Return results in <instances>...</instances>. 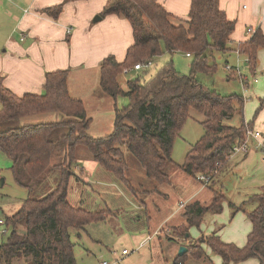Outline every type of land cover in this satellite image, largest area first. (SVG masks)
<instances>
[{
  "label": "trees",
  "instance_id": "trees-1",
  "mask_svg": "<svg viewBox=\"0 0 264 264\" xmlns=\"http://www.w3.org/2000/svg\"><path fill=\"white\" fill-rule=\"evenodd\" d=\"M218 2L190 0L188 16L183 19L169 13L156 0H107L101 15L126 18L132 28L133 43L122 61L110 54L99 67L102 93L113 101L119 95L128 98V103L121 107L114 103L112 130L103 136L88 134L90 118L84 101L68 91V70L47 72L44 93L22 96L6 88L0 75V151L12 162L15 183L29 192L20 207L4 218L11 231L6 241L0 243V264H77L71 230H83L112 213L111 209L88 210L69 202L67 193L75 175L72 169L77 146L86 147L94 161L137 197L140 190L127 176L125 151L129 152L144 175L156 182L154 189H147L151 194L159 185L170 183L166 167L173 164V139L191 109L205 116L201 122L203 135L190 146L178 168L208 187L212 197L208 202L192 198L182 203L179 221L165 227L164 234L178 242L177 237L185 239L188 229L198 226L205 213L221 211L225 196L214 184L233 146L244 138L245 121L238 126L224 123L234 113L243 112L242 96L221 94L195 78L199 72H215V54L231 51L229 42L235 22L227 18ZM62 6L63 2L43 11L55 17ZM260 48L264 49V34L258 28L237 46L252 67ZM164 51L189 53V73H180L172 61H167L149 78L143 79V73L137 70L121 84L123 69L139 62H151ZM244 83L247 85L245 80ZM50 112H59L65 118L37 123L23 121ZM48 172L58 174L55 187L42 197H32L30 193ZM246 203L250 205L246 215L251 230L243 247L225 243L215 233L195 240H190L188 234L185 240L190 241L184 245L187 250L177 255L173 264H181L187 256L207 259L208 264H213L205 254L203 243L220 255L222 264L248 258L264 264V184ZM229 206L233 214L243 209L242 205L233 203Z\"/></svg>",
  "mask_w": 264,
  "mask_h": 264
},
{
  "label": "rangeland",
  "instance_id": "rangeland-1",
  "mask_svg": "<svg viewBox=\"0 0 264 264\" xmlns=\"http://www.w3.org/2000/svg\"><path fill=\"white\" fill-rule=\"evenodd\" d=\"M214 60L217 64L215 72L212 74L199 72L195 75V78L221 94L234 93L242 96L243 112L241 114L234 113L230 119L224 120V123L238 126L242 121H252L259 97L261 98L264 95V49H258L254 67L247 61V56L243 53H240L239 56L234 53L229 56L215 54ZM167 61H172L173 66L180 73H189L190 57L186 56V53L182 51L174 53L164 51L154 58L147 68L141 69L142 78H149ZM225 64L233 67L238 66V68L229 71L225 69ZM136 71L134 70L127 75L122 74L121 84L134 76ZM239 73L247 85L240 81ZM75 75H78L77 78H84L82 83V86H85L83 87L84 92L86 95L91 94L89 86L92 89L95 79L94 71L91 73L85 71L80 75L78 73L73 74L71 76V82L73 83ZM254 79L257 81L254 82ZM103 97L105 99L101 101ZM87 99V113L89 116L92 113L95 114L93 121L89 117L91 124L89 123L87 129L88 134L93 137L103 136L112 130L114 103L118 107L128 103V98L123 95H119L113 101L111 97L102 93L97 82L93 94ZM62 118L65 117L61 113L50 112L34 115L23 121L37 123ZM204 119L205 116L202 113L194 109L189 111V116L173 139L171 149L173 164L166 167L170 183L157 185V190L151 194L145 192L147 189L154 187L156 182L148 179L136 159L125 151L127 176L132 184L139 188L138 198L119 181L107 180L108 176L110 177L112 174L104 168L99 167L102 173H92L88 164H96V162L92 159L86 147L77 146L75 165L78 171L83 169L85 171L82 175L78 171L75 172L76 169H72L75 175L68 188L67 198L69 202L88 210H112V213L103 221L90 223L85 226L84 230H71L77 264H100L102 260L109 261L116 257H120L123 264L174 263L181 245L180 242L178 243L172 238L168 239L163 229L179 221L180 211L182 210L180 203H185L184 199L193 198L200 201H209L212 197V192L208 187L189 177L178 168V165L184 162L190 146L203 135L201 122ZM107 128L109 130H106ZM252 128L257 129L254 124ZM11 166V160L0 151V219L2 221H4L6 215L16 211L22 201L29 196V192L25 188L15 183ZM263 169V163L255 159L250 164L243 163L237 166L234 170L224 166L217 178V181L219 179L220 182L215 181L216 184H214L215 188L225 196V199L221 202L222 209L217 213H205L198 226L194 225L188 229L189 239L195 240L202 235L215 233L221 241L243 247L251 230V222L246 215V212L250 210V205L246 201L253 193L258 191H256L259 187L257 181L264 180ZM87 171L91 173L87 174ZM101 174L106 175L105 178L103 175V180L96 179L98 180L97 183L91 186L88 185L91 182L90 175L98 178L102 177L98 176ZM57 177V172L46 173L38 188L30 195L32 197L44 196L55 187ZM80 187L84 193L81 192L78 196ZM142 190L144 192L141 193ZM208 197L210 198L208 199ZM229 203L237 206L242 205L243 209L233 214ZM3 229H6V232H2ZM10 231L11 227L7 226L5 222L0 224V243L6 241ZM147 235H151L152 238L142 243ZM177 239L180 240L183 237L180 236ZM186 241L188 242V240ZM202 247L213 264H222L220 255L213 252L205 243L202 244ZM123 248L128 250L127 255H121ZM181 264H208V260H196L191 256H187L182 259ZM234 264H259V261L256 258H248Z\"/></svg>",
  "mask_w": 264,
  "mask_h": 264
},
{
  "label": "crops",
  "instance_id": "crops-1",
  "mask_svg": "<svg viewBox=\"0 0 264 264\" xmlns=\"http://www.w3.org/2000/svg\"><path fill=\"white\" fill-rule=\"evenodd\" d=\"M156 1L176 17L187 18L190 0ZM62 2V10L55 17L43 11L44 8ZM106 2L107 0H0V75L3 85L17 96L26 93L42 94L47 72L68 70V91L71 96L84 101L87 113L86 101L93 94L96 82L99 85L102 60L112 54L118 61H122L127 48L133 43L132 28L126 18L116 14L101 15ZM218 3L227 18L235 22L229 42L231 51L225 55L234 53L239 56L240 54H236L238 44L250 37L247 28H258L264 34V0H219ZM85 71L95 73L92 89L89 86L91 94L88 95L84 92L85 86H82L84 78L80 79L75 75L74 83L71 82L73 74L80 75ZM104 99L103 97L101 101ZM87 115L89 116L88 113ZM94 115L92 113L89 116L91 121ZM245 123L250 126L254 124L264 138V95L259 97L253 120ZM254 144L255 141L251 140L247 153L231 155L225 166L234 170L243 163L250 164L254 159L262 163L261 151ZM88 166L92 173H102L97 162ZM74 169L75 172L78 171L76 165ZM84 171L78 172L84 175ZM91 172L87 171V174ZM103 175H98L102 176L98 178L90 175L92 179L90 178L88 185L97 183L96 179L103 180ZM110 177L107 180L115 181L113 175ZM219 182L218 179L217 183ZM257 183L259 187L256 191L264 184V180ZM78 190V196L81 192L84 193L81 187ZM189 200L190 198H186L184 202ZM147 237L142 243L152 238L151 235L150 239ZM185 239H180L178 243L185 245L190 241Z\"/></svg>",
  "mask_w": 264,
  "mask_h": 264
},
{
  "label": "built area",
  "instance_id": "built-area-1",
  "mask_svg": "<svg viewBox=\"0 0 264 264\" xmlns=\"http://www.w3.org/2000/svg\"><path fill=\"white\" fill-rule=\"evenodd\" d=\"M255 28H247V32L250 34V36L255 32ZM69 31V30H68ZM236 54H240L239 50L236 49ZM186 56H190L189 53H186ZM151 64L150 61L148 62H145V63H136L133 65V67H129V68H125L123 69L122 71V74L123 75H127L129 74L130 72L134 71V70H141V69H144V68H147L149 65ZM238 68V66L236 67H233L229 64H225V69L227 70H233ZM239 76H240V81L244 83V79L241 77L240 73H239ZM254 81H257L256 79H254ZM251 140H254L255 141V144H254V147L258 150L261 151V161L263 163V166H264V139L262 138V134L259 130H254L251 126H249L248 123H245V133H244V138L243 140L234 145L233 146V149H232V154L231 155H234L236 153H247L249 148H250V141ZM204 181L207 182V179H205L204 177H201ZM182 206V203H180V207ZM0 223L3 224L2 221H0ZM2 232H6V229H3ZM147 239H150V236L147 237ZM128 254V250L123 248L121 250V255H127ZM100 264H123L122 263V260L120 257H116L114 259H111L109 261L107 260H102L100 261Z\"/></svg>",
  "mask_w": 264,
  "mask_h": 264
},
{
  "label": "water",
  "instance_id": "water-1",
  "mask_svg": "<svg viewBox=\"0 0 264 264\" xmlns=\"http://www.w3.org/2000/svg\"><path fill=\"white\" fill-rule=\"evenodd\" d=\"M96 19H99V17H97ZM187 236H188V233L185 234V237ZM186 250H187V247L184 245H181L178 249V255H182L184 252H186Z\"/></svg>",
  "mask_w": 264,
  "mask_h": 264
}]
</instances>
